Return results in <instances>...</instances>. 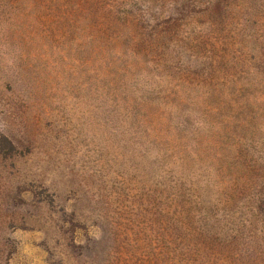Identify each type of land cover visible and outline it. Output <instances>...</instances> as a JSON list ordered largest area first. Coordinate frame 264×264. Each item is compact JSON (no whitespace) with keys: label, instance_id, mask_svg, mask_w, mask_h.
Listing matches in <instances>:
<instances>
[{"label":"rangeland","instance_id":"1","mask_svg":"<svg viewBox=\"0 0 264 264\" xmlns=\"http://www.w3.org/2000/svg\"><path fill=\"white\" fill-rule=\"evenodd\" d=\"M126 9L181 12L174 47L104 46ZM139 69L164 87L182 78L181 144H158L164 125L135 114ZM250 119L259 130L244 135ZM220 148L264 166V0H0V264H208L195 230L207 219L227 230L254 200L264 219V171ZM169 153L185 196L168 187ZM207 180L209 218L194 199ZM262 237L250 264H264Z\"/></svg>","mask_w":264,"mask_h":264},{"label":"trees","instance_id":"2","mask_svg":"<svg viewBox=\"0 0 264 264\" xmlns=\"http://www.w3.org/2000/svg\"><path fill=\"white\" fill-rule=\"evenodd\" d=\"M213 13V11H211ZM123 20L124 23H121L116 26L107 27L104 30V35L102 36V44L106 47L113 46L115 44H120L122 38H127L126 42L123 39V43L133 48L131 52L134 54L138 53H151L158 44L165 45L164 52L171 47H174L172 37L179 36L182 31V24L180 21L183 19L181 12H172V14L167 15L166 17H153L147 16L142 10H121L113 14H110L111 18H116ZM129 20V22H127ZM131 40L130 44L127 41ZM135 47H139L138 49ZM118 48V47H117ZM116 49V48H115ZM163 50V48H162ZM142 51V52H140ZM118 55L120 57H126V50H123L122 47L118 50ZM146 61H150L148 58ZM131 63V64H130ZM127 68L135 67L137 64L132 63L131 60L129 64H126ZM172 67L176 69L175 72L181 71V66L177 67L171 64ZM166 69V67H165ZM161 76V75H160ZM171 79V84L169 86H163L161 84L160 78L155 77V75L150 76V73L143 72V70H138L136 85L134 89V95H130L133 100V108L137 116L145 114H151L152 117H155L159 123L164 125V129H161L160 134L157 135L158 144L160 141L164 140V143H172L170 138L171 134H174V138L177 141V145L181 144L182 130H184V120L180 116V112L183 106V94H182V78H178L174 81L175 76H169ZM131 99L127 98V101ZM162 109V110H161ZM146 112V113H145ZM252 119L246 120V122L236 123L237 125H242L244 130V135L255 133L254 131L259 130L258 125L255 122H251ZM166 127V128H165ZM172 129V130H171ZM167 132L169 134H167ZM170 137V138H169ZM253 137V136H252ZM181 141V142H180ZM218 144V141L216 142ZM174 146V145H173ZM173 150L171 144H169L168 151ZM9 151H12L13 144L10 143L8 146ZM219 159L228 158L229 156H234V158L239 162L240 166L237 167L239 171L244 170L247 173H250V167H254L257 171H264V166H258L256 163H259L257 160L252 159L249 164L240 161L241 153H228L225 152L226 149L220 148ZM168 165L179 166L176 174L173 175V183L168 187L173 188L176 192L173 194L175 196H185L186 193V181L183 177V157L181 154L174 155L168 154ZM249 155L247 153L246 157ZM252 158V157H251ZM172 160V161H171ZM172 167V166H171ZM168 171V170H167ZM205 184L204 188L197 190L194 199L195 202L200 205V212L202 215H205L206 218H209L208 214L210 213L207 210L213 202H210V191L209 184L210 180ZM234 185H240L241 189L245 192L248 187V183H241L240 177L234 179ZM198 187V186H197ZM240 187V186H239ZM183 190V191H182ZM238 190L237 197L240 196L244 191ZM247 195V194H246ZM250 196V195H249ZM250 199V198H249ZM260 203L262 201L256 202L253 201V217L251 218H240L238 222H231L232 225L228 226L227 230L223 229V225L217 223V219L209 222L203 226L196 228L197 240L201 243V248L204 253V256L207 258L208 264H250L255 262L258 254L261 251L260 241L262 236H264V219L261 215H255L254 212L259 211ZM264 205V204H263ZM262 206V205H260ZM188 209V208H187ZM210 210V209H209ZM191 210H184L179 212V214L184 216L182 218L180 225L184 224L186 229H191L193 225L197 222L195 216L190 214ZM176 214V218H180ZM262 218V219H260ZM185 220V221H184ZM216 221V222H215ZM193 236V235H192Z\"/></svg>","mask_w":264,"mask_h":264}]
</instances>
